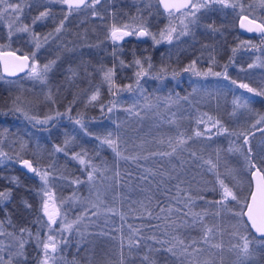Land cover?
<instances>
[{"label": "snow or ice", "instance_id": "obj_1", "mask_svg": "<svg viewBox=\"0 0 264 264\" xmlns=\"http://www.w3.org/2000/svg\"><path fill=\"white\" fill-rule=\"evenodd\" d=\"M144 7L137 9V15L130 18V22L120 23L117 21V13L111 8L105 9L111 15L113 22L106 27V40H110L113 44L111 56L114 63L111 67L101 64L98 68L93 69L100 76V85L94 86L91 94L88 95L86 105H94L101 95V87L107 85V91L113 97L118 96L122 92L135 93V100L131 106L123 108V111L137 117L141 116L142 111H151L152 109L164 108L171 110L172 106L177 104L181 99L178 94L174 99L171 94L161 99L156 97V104L151 102V94L141 84L144 78L163 81L168 74V67L161 65L158 70H154V65L151 62V57H136L135 53L133 60L126 63L120 58L122 45L120 42L125 41L126 37L149 38L154 45L162 42H167L169 45L174 41H180L182 37H191L195 40V29L203 27L210 33L220 31L215 27L214 22L207 23L211 15L223 9H239L241 15V27L246 28L248 32L260 34L261 43L264 44V14L261 16L255 15V10L260 9L264 13V0H155L157 7L163 8V13L166 14L168 23L159 33H154L150 30L148 18L153 15L152 0H143ZM53 5L66 6L67 11L63 13L59 23L54 28V32L41 35L34 31V26L38 22H44L48 19L55 20L52 12ZM106 5H113V0H0V24L7 28L8 45L0 44V62L4 65V71L8 76H16L19 72H24L27 69L26 75L29 79L36 81L42 87H48L49 73H51L59 60H50L43 65L37 61V55L45 45H48L50 40H56L61 33L66 30V23L73 15L81 12L90 14L93 18L104 19V9ZM41 8L39 14L35 16L31 24L24 23L22 17L25 8ZM63 12V7H62ZM147 12V17L144 13ZM161 13L157 12L156 15ZM249 16L252 18L250 19ZM259 20V22H258ZM246 21V23H244ZM27 34L29 42L33 45L34 51L25 55H17L16 51L7 50L11 48L13 36L19 34ZM241 45L260 50L257 45L251 44L250 41H242ZM89 48L99 47V45H86ZM205 47H207L205 45ZM74 51L73 49H66ZM233 54L237 51L232 49ZM210 63H215V57L209 54ZM118 62V63H117ZM234 63V60L232 61ZM197 60H192L191 63L183 69L184 72H189L197 77H223L225 80H230L233 85L245 89L248 93H252L254 97H264V86L259 88L251 87L248 83L240 82L231 79L227 73L228 65L224 66L223 72L213 71L209 67L207 71L197 69ZM82 67L87 75V65L82 61L77 69L69 67L66 81L74 84L79 76V68ZM124 68H132L135 80L134 84L118 85L116 82L117 70ZM264 68V61L257 58L256 61L249 63L247 69L241 68V71L248 69ZM179 75L173 71L171 76L173 79ZM0 80H4L0 76ZM10 85L15 84V81H5ZM59 91V89H57ZM195 91V89H194ZM182 99L187 100L188 97ZM143 101V108L137 111L138 102ZM44 101L54 104L53 92L51 88L44 94ZM75 100L62 113L54 111L45 114L42 118L37 115L33 108L36 102L28 99L23 94L12 97L10 106L7 111L0 110V115H14L18 118H23L33 128L40 126L43 131H49L55 126L57 118L68 116L71 120L70 113ZM252 100L245 97H235L233 99V111L231 115L235 116L237 110L244 109L252 112L250 105ZM119 106L117 100L110 101L107 106V112L112 113ZM101 112H104L105 105L100 104ZM243 115V113H241ZM173 119L167 121L170 125H177L175 119L176 113H172ZM205 121L201 117L197 123H210L211 128H206L207 133H211V129H216V135L236 136L238 139L243 138V143L240 146H230V153H239L244 160V169L249 175L247 194L241 196L242 189L239 180V173L225 164V171H219V161L204 158L196 151H190L188 143L193 139L192 135H186L184 132H179L175 137L169 136L167 139L160 138L156 142L160 145H167L169 150H157L138 152L134 155H126L121 148L122 140L118 134L119 124L115 125L117 132L106 131L103 135H95L90 132L82 117L73 120V123L78 125L86 136L94 137L99 141L98 149L102 146H107L112 150L117 161H131L137 164L142 171L134 178L139 190L143 193L145 190L140 182L151 185L153 181L156 183V192L159 193L161 199L156 200L155 208L150 207L153 196L145 195L144 199L132 200L131 195H124L122 192H116L113 199L122 198L130 204V211H133L134 205H140L141 211L136 216L137 219L145 221L142 227L136 228L132 224L127 223L125 213L118 212L115 207H109L105 199L106 193L102 194L97 187V181L104 177L106 171H110L107 166L102 170L98 165L93 163V157L89 155L86 149L80 151H72L69 153V145L75 140V136L66 138L63 145H55L54 153H63L69 157L70 161L77 162L84 173L85 179L74 178L69 180V177L58 170L55 163L46 166H40L34 163L32 159L24 158L21 153L28 147L26 141L20 140L21 151H14L12 154L6 151L3 147L5 140L8 139V129L0 131V166L7 167L9 163H18L28 173L33 174L39 180V187L36 189L29 188L22 184L18 176L0 177L7 180L10 187L0 189V210L5 211V219L0 220V264H31V259L35 260V264H69L67 253L70 249L75 248V254L79 255L82 251L89 256H94V244L98 239H108L113 242L112 250L103 255L106 257L104 264H215L214 257H221L223 264L224 244L222 240L223 232L218 223L209 224V217L213 220L222 218L224 213H229L231 218L236 221L234 231L229 235L238 237L242 243H234L228 249L233 252L239 264H260L264 260V148L261 149L259 155L254 154L250 143V136L254 133H236L230 132L220 120L208 116ZM264 124V115L260 116L253 128L256 125ZM178 126V125H177ZM264 133V128L257 129ZM15 136V134H13ZM205 132L199 130L194 132V137H202ZM211 139V135L208 136ZM17 141H12L15 144ZM234 143V142H233ZM137 147L142 148V145ZM98 149L96 155H99ZM188 151V160L182 159V154ZM219 157V151L216 153ZM159 157L161 160H167L171 168H164L163 164L158 169L145 168L139 164V161H147L149 158ZM179 162L173 164V160ZM207 164V172L213 174L212 187L209 191L219 193V199L209 200L204 195V190H194L193 185L197 184L196 176L191 179L185 178L182 174L186 171L185 165H195L202 168L203 164ZM113 171L111 179L113 183L110 188H123L126 183H131L133 176L128 173L127 181L122 180L121 172L117 167ZM175 181L174 184L172 182ZM59 182H68L69 185H87L90 195L95 196L96 201L81 200L74 191L72 196L59 199L57 202L54 188ZM171 185V186H169ZM23 188L27 192H35L39 197V208L35 210V215L29 225L19 227L13 223L11 215L7 213L6 206L13 202L14 191ZM175 190V193L174 191ZM150 191V189H149ZM146 201V202H145ZM174 201V203H172ZM199 202H203V205ZM235 203L236 207H229ZM20 203L25 211L32 213L33 206L28 198L21 197ZM79 205L83 210L74 212L73 209ZM87 205H90L88 207ZM200 208L199 211L196 209ZM158 209V211L156 210ZM119 216L120 220L127 224L128 232L125 233L123 226L117 227L111 222L112 217ZM104 218V227L97 226V220ZM157 221V223H152ZM35 226L33 228L32 226ZM92 228V230H90ZM11 229V230H7ZM241 230L245 233L240 234ZM147 231L148 235H145ZM197 236H193V233ZM217 236L221 239L217 240ZM215 241V242H214ZM29 247L36 250L37 255L30 259ZM70 264H78L76 256H73ZM91 264V261H89Z\"/></svg>", "mask_w": 264, "mask_h": 264}, {"label": "trees", "instance_id": "obj_2", "mask_svg": "<svg viewBox=\"0 0 264 264\" xmlns=\"http://www.w3.org/2000/svg\"><path fill=\"white\" fill-rule=\"evenodd\" d=\"M152 4L153 15L147 17V12L144 15L148 18L150 30L154 33H159L165 27L167 16L156 6L155 0H152ZM143 7V0H128L126 2L115 0L113 1V5H106L104 9H101L104 13L103 20L93 18L90 14L83 12L71 16L66 23V30L61 33L58 39L50 40L49 44L45 45L46 48H42L37 55V61L41 65L56 59L57 56L60 57L53 71L49 73L48 87H42L41 85L32 83V81L23 80L21 75L15 78L9 77L11 78L9 81L16 82L12 85L8 83L2 84L0 80V110L3 111L8 110L12 97L20 94L36 102L33 111L41 118L45 114L54 111L63 113L69 104L75 100L70 113L72 119L70 120L68 116L57 118L55 126L51 127L49 131L41 130L40 126L33 128L23 118H18V115H0V131L8 129V139L4 142V149L9 151L10 154L14 151H21L20 140L26 141L28 147L21 153L24 158L32 159L34 163L40 166L55 163L58 170L67 175L69 180L74 178L83 180L86 178V173L83 172L82 167L77 162L70 161L69 157L64 156L63 153H54L53 151L55 145H63L66 138L75 136V140L69 145L70 154L72 151L86 149L89 155L93 157V163L98 165L102 170L105 166L111 170H115L118 167L121 172V178L124 181H127L128 173L132 174V182L126 183L122 189H112L110 187L105 189L107 184L111 185L113 183L111 179H107L112 177L113 171H106L104 177H101L97 181V187L102 194L106 193L105 199L108 202V206L115 207L118 212L125 213L127 223L132 224L136 228L142 227L145 223V221L136 218L141 211L140 205L132 206L134 210L130 211L128 201L122 198L114 200L113 197L116 192H122L124 195L130 194L132 200L144 199L145 195H152L154 198L150 207L155 208L156 200L161 199L159 193L156 192L158 180L153 181L151 185L140 182L145 190L142 193L134 179L142 169L131 161H117L114 153L107 146H102L98 149L99 141L94 137L86 136L79 126L73 123L74 119L82 117L88 130L95 135H103L106 131H113L115 134L117 132L115 125L119 124L118 134L122 140L121 148L126 150V155H134L138 152L169 150L166 144L160 145L156 141L160 138L167 139L169 136L175 137L179 132L192 135L193 139L188 143L190 151H196L204 160L211 159L214 162L218 160L220 172L225 171V164H227L228 167L239 173V180L242 181L240 185L242 189L241 196L247 194L249 177L244 169L243 157L239 153H230L228 149L230 146L242 145L243 138L240 137L238 139L236 136L228 134L216 135L215 128L211 129V133H207L206 128H211V124H198L197 121L201 117H204L205 121H207V117L204 116L206 113L208 116L220 120L230 132L254 133L253 136H250V143L254 154L259 155L261 149L264 148V133L257 130L264 128V124L256 125L255 128L252 127L255 121L264 115V97H254L252 93H248L245 89L233 85L230 80H225L222 76L197 77L183 71L192 60L198 61L197 69L200 71H207L209 67H212L213 71L223 72L224 66L228 65L227 73L231 79L237 80L238 83H248L254 88L264 86V69L240 70L241 68L247 69V65L256 60L258 56L260 58L264 56V44L261 43V36L258 33L251 35L239 33L237 30L238 23L236 22L238 14L232 9L217 11L211 15L210 19L205 21L207 23L214 22L215 27L220 31L210 33L203 27L197 28L195 29V40L191 37H182L180 41H174L171 45L167 42L154 45L153 41L149 38L136 40L134 37H127L125 41H122L120 58L124 59L126 63H130L133 60V54L135 53L136 57H151L154 70H158L161 65L168 67V74L162 82L151 78H144L141 80V84L151 94V102L153 104L158 102L156 97L163 99L171 94L175 99L178 94L181 99L177 104L172 106L170 111L161 106L151 111H142L139 117L130 115L123 111V108L132 105L135 100V93L122 92L118 96L113 97L107 91V85L101 87L100 98L94 105H86L87 97L91 94L94 86L101 83L99 74L94 72L93 69L98 68L101 64L111 67L114 63L111 56L113 44L110 40L105 39L107 35L105 29L107 26H110L113 19L105 9L111 8L114 10L117 13V21L121 23L129 19V17L137 15V9ZM123 9L126 12L123 13ZM25 10L26 18L22 17V20L24 23L31 24L32 19L39 14V11L43 10V7L34 9L26 7ZM66 11V6L53 5L52 12L54 13L55 20L48 19L42 23L38 22L34 26V31L40 33L42 36L54 32V28ZM157 12L161 14L156 15ZM27 13L29 18L27 17ZM0 27L2 26L0 25ZM15 39L11 43V48L7 50L16 51V54L30 55L32 51L27 46V34ZM242 41H250L251 44L257 45L260 50L243 46L241 45ZM89 44L99 45V47L89 48L86 46ZM233 48L237 49L235 54H233ZM66 49H73L74 51H67ZM209 54L215 57L214 64L210 63ZM233 60L234 63L232 62ZM82 61L87 65L88 72L92 74L87 75L83 68L80 67L79 76L76 78L75 83L70 84L65 79L68 75L67 69L69 67L77 69ZM133 71L132 68H118L116 76L117 84L121 86L134 84L135 77ZM173 71L179 73L176 79H173L171 76ZM48 88L52 89L55 100L54 104L44 101V94L48 91ZM183 97H188V99L184 100L182 99ZM235 97L251 99L252 104L250 107L253 111L248 112L240 109L237 110L235 116L231 115L234 108L233 99ZM114 99L119 102V106L112 113H108L107 106ZM100 104L105 105L104 112H101ZM143 104L142 100L139 101L136 110L139 111L143 108ZM173 112L176 113L175 119L178 126L167 123L169 119H173ZM197 130L205 132V135L194 137V132ZM209 135H211V139L208 138ZM14 139L17 141L15 144L12 143ZM139 145H142V148L137 147ZM97 149L99 151L98 156L96 155ZM217 151H219V157L216 155ZM181 158L184 160L190 159L188 151H185ZM172 163L177 164V166L179 164L175 159ZM199 163L203 164V161ZM16 164L10 163L7 167H0V177L15 175L20 178L23 185L32 189L38 188V178L34 177L33 174L19 171L16 168ZM139 164L145 168L158 169L161 164L166 169L171 168L166 159L161 160L159 157L149 158L147 161L141 160ZM207 167V164H203L202 168H198L195 165H185L186 171L182 175L187 179H191L195 175L198 183L193 185V189L199 190L202 188L204 195L209 200L219 199V193L209 191L212 187L213 174L206 171ZM105 182L107 183L105 184ZM174 183L175 181L172 182V184ZM7 187H10L7 180L0 179V189ZM54 191L57 200L72 196L75 191L81 200L98 202L95 196L90 195L87 185L76 186L69 185L68 182H59ZM173 191L175 193V190ZM21 197L28 198L33 206L32 213L24 210L20 203ZM199 203L201 206L203 205V202ZM38 205L39 197L35 195V192H27L21 188L14 191L13 202L4 207L7 213L11 215L12 221L18 229L19 227L29 225L35 215V210L38 209ZM229 207H236V205L233 202ZM156 210L158 211V209ZM196 210L199 211L200 208ZM3 219H5V211L0 210V220ZM92 219L97 220L96 217H92ZM111 222L117 227L123 226L124 232H128L127 224L121 221L119 216L112 217ZM207 222L209 224L218 223L220 225L223 232L222 240L224 247H230L238 241V237L229 235L230 232L235 230L234 225L236 224V221L231 218L229 213H224L222 218L216 220L209 217ZM152 223H157V221H152ZM97 226L104 227L103 217L97 220ZM32 227L35 228L34 225ZM148 234L150 233L145 231V235ZM240 234L243 235L245 233L241 230ZM193 236H197V233L194 232ZM220 239L221 237L217 236V240ZM112 246V241L98 239L94 244V256H89L83 251L79 255H76L75 248H72L67 253V257L71 258L67 260L72 261L75 255L78 264H89V261H91V264H104L106 257L103 254L110 252ZM31 264H35L34 259H31ZM215 264H221V261L216 260ZM223 264H239V262L228 263L226 261ZM260 264H264V260H261Z\"/></svg>", "mask_w": 264, "mask_h": 264}, {"label": "rangeland", "instance_id": "obj_3", "mask_svg": "<svg viewBox=\"0 0 264 264\" xmlns=\"http://www.w3.org/2000/svg\"><path fill=\"white\" fill-rule=\"evenodd\" d=\"M113 1H115V0H113ZM122 1H124V2H126V1H128V0H122ZM12 2H18V0H12ZM249 2H250V0H249ZM124 7H125V4H124ZM131 8H132V6H130ZM34 9V8H33ZM125 9H126V7H125ZM230 9V8H229ZM26 11V10H25ZM123 11V13L124 12H126V10H122ZM38 12V11H37ZM235 12H237V14H238V16H237V19H239L240 17H241V15H244V14H247V13H240L239 12V9H237V10H235ZM25 14H26V12L24 13V15H23V17L24 18H26V16H25ZM262 14H264V13H262V10H260V9H256L255 10V15H257V16H261ZM27 17H28V13H27ZM29 18V17H28ZM27 18V19H28ZM130 18L131 17H129V19H126V21H124V22H130ZM249 18L251 19L252 17L251 16H249ZM237 19H236V21H237ZM124 22H121V23H124ZM258 22H259V20H258ZM166 24L168 23V19L166 20V22H165ZM165 24V25H166ZM2 27H0V44H5V45H8L9 44V41H8V39H7V28L3 25V24H0ZM21 35H25V34H23V33H21V34H19L18 36H13V38H12V41H11V43L14 41V40H16L15 38H18L19 36H21ZM27 46H29L30 48H31V51H34V47H33V45L29 42V39L27 40ZM46 48V47H45ZM258 58L260 59V61H264V56L262 57V58H260L259 56H258ZM257 60V59H256ZM256 60H254V61H256ZM256 70H258V69H264V68H255ZM26 72H27V70L23 73V75L21 74V78L23 79V80H26V81H32V83H35V84H38V85H40L39 83H37L36 81H33V80H31V79H29L28 77H27V75H26ZM9 80H11V78H9V79H6V78H4V80H1L2 81V84H5V81H9ZM8 165H10V163L8 164ZM0 167H3V166H0ZM108 182V181H107ZM107 182H105V184L107 183ZM109 188V185L107 184L106 185V187H105V189H108ZM57 202H59V200H57ZM88 207H90L89 205H87ZM38 208H39V205H38ZM79 209V210H78ZM82 211L83 209L79 206V205H77L74 209H73V211L75 212V211ZM0 239H3L2 237H0ZM236 243H242L241 241H239V239H238V241L236 242ZM231 247V246H230ZM230 247H227V246H225L224 247V253H223V262H230V263H236V262H238V260H237V257H236V255L233 253V252H229L228 251V249L230 248ZM29 251H30V256L33 258V257H35L36 255H37V253H36V250H35V248H33V247H29V249H28ZM70 259L71 257H67V259ZM214 259H215V262H216V260L217 261H221V257L220 256H216V257H214ZM69 263L71 262V260L70 261H68Z\"/></svg>", "mask_w": 264, "mask_h": 264}, {"label": "water", "instance_id": "obj_4", "mask_svg": "<svg viewBox=\"0 0 264 264\" xmlns=\"http://www.w3.org/2000/svg\"><path fill=\"white\" fill-rule=\"evenodd\" d=\"M160 9H161V11H163V8H162V7H160ZM236 22L238 23V29H237V30H238L239 33H241V34H243V35H246V34L251 35V34H254V33H255V32H248L246 28H242V27L240 26V25H241V22H242V21H241V18L237 19ZM244 23H246V21H245ZM134 38H136V37H134ZM125 39H127V37H126ZM142 39H144V38H139V39L136 38V40H142ZM120 43H122V42H120ZM17 55L19 56V55H21V54H17ZM26 70H27V69H26ZM26 70H25V71H26ZM25 71H24V72H25ZM24 72H19L16 76H8V75L5 73V71H4V65H3V63L0 62V75H2V76L5 77V78H9V77L15 78V77L20 76L21 74L23 75ZM16 168H18V170L21 171V172H23V173L26 172L27 174H31V173H28L26 169H23L22 166L19 165L18 163L16 164ZM248 177H249V175H248ZM249 179H250V177H249Z\"/></svg>", "mask_w": 264, "mask_h": 264}, {"label": "flooded vegetation", "instance_id": "obj_5", "mask_svg": "<svg viewBox=\"0 0 264 264\" xmlns=\"http://www.w3.org/2000/svg\"><path fill=\"white\" fill-rule=\"evenodd\" d=\"M159 9H160V7H159ZM161 10V9H160Z\"/></svg>", "mask_w": 264, "mask_h": 264}]
</instances>
